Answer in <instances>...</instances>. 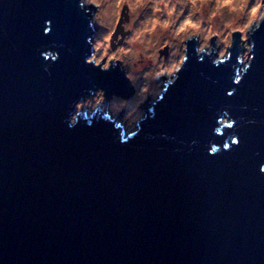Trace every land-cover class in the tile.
Returning a JSON list of instances; mask_svg holds the SVG:
<instances>
[{"label": "water", "instance_id": "obj_1", "mask_svg": "<svg viewBox=\"0 0 264 264\" xmlns=\"http://www.w3.org/2000/svg\"><path fill=\"white\" fill-rule=\"evenodd\" d=\"M247 29L245 64L238 33L222 59L189 39L130 132L77 111L138 95L97 59L96 8L0 0V264H264V17Z\"/></svg>", "mask_w": 264, "mask_h": 264}, {"label": "rangeland", "instance_id": "obj_2", "mask_svg": "<svg viewBox=\"0 0 264 264\" xmlns=\"http://www.w3.org/2000/svg\"><path fill=\"white\" fill-rule=\"evenodd\" d=\"M83 0L84 6L96 8L98 34L97 59L122 63L137 98L122 100L97 91L79 103L83 111L101 106L111 116L121 117L126 130L133 132L149 98L159 96L163 77L172 78L185 56L189 39L200 37L202 52L218 49L223 58L237 33L244 39L243 64L248 61L251 34L264 17L263 0H246L238 6L237 16L229 15L232 0ZM115 9L107 14L109 5ZM126 8V9H125ZM221 9V10H220ZM121 29L116 30L120 16ZM180 36L179 39H177ZM167 48V56L160 52ZM248 49L247 51H245Z\"/></svg>", "mask_w": 264, "mask_h": 264}, {"label": "bare ground", "instance_id": "obj_3", "mask_svg": "<svg viewBox=\"0 0 264 264\" xmlns=\"http://www.w3.org/2000/svg\"><path fill=\"white\" fill-rule=\"evenodd\" d=\"M117 1V0H115ZM246 0H232L230 5H229V8H228V11H226L229 15H234V16H237L239 14V10L238 6H241L242 4L245 3ZM107 2H111L110 0H108ZM115 6H116V2L115 3H112L109 5V8H108V11H106L107 14L111 13L114 9H115ZM221 10V9H220ZM180 36L177 38L179 39ZM248 49H246L245 51H247ZM180 69V68H179Z\"/></svg>", "mask_w": 264, "mask_h": 264}, {"label": "clouds", "instance_id": "obj_4", "mask_svg": "<svg viewBox=\"0 0 264 264\" xmlns=\"http://www.w3.org/2000/svg\"><path fill=\"white\" fill-rule=\"evenodd\" d=\"M92 7H93V6H92ZM167 52H168V51H167ZM182 61H183V60H182ZM180 66H181V65H180ZM132 87H133V86H132ZM145 104H146V103H145ZM145 104H144V105H145ZM144 105H143V106H144ZM99 107H100V112H102V113L104 114V116H108V117L111 116V115L107 114L106 112H104V111L101 109V106H99ZM99 107H98V108H99ZM96 109H97V108H95L94 111H92L91 109H87V111H85V112H91V113H94ZM80 110L83 111L82 108H81V105L79 106V104H78V106H77V111H80ZM142 110H143V107H142ZM142 117H143V115H142ZM120 118H121V117H120ZM120 122H121V121H120ZM138 122H139V120L136 121L135 129L137 128V123H138ZM121 125H122V123H121ZM122 126H123V125H122ZM125 128H126V127H125ZM126 131H128V130H126Z\"/></svg>", "mask_w": 264, "mask_h": 264}, {"label": "snow or ice", "instance_id": "obj_5", "mask_svg": "<svg viewBox=\"0 0 264 264\" xmlns=\"http://www.w3.org/2000/svg\"><path fill=\"white\" fill-rule=\"evenodd\" d=\"M229 95H231V93H229Z\"/></svg>", "mask_w": 264, "mask_h": 264}, {"label": "flooded vegetation", "instance_id": "obj_6", "mask_svg": "<svg viewBox=\"0 0 264 264\" xmlns=\"http://www.w3.org/2000/svg\"><path fill=\"white\" fill-rule=\"evenodd\" d=\"M93 42V41H92Z\"/></svg>", "mask_w": 264, "mask_h": 264}]
</instances>
